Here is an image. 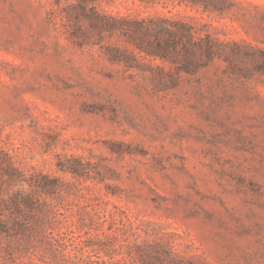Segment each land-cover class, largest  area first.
<instances>
[{"label":"rangeland","instance_id":"rangeland-1","mask_svg":"<svg viewBox=\"0 0 264 264\" xmlns=\"http://www.w3.org/2000/svg\"><path fill=\"white\" fill-rule=\"evenodd\" d=\"M92 6L150 31H100ZM83 7L0 0V217L32 196L40 225L0 232L9 263L48 264L55 238L107 259L114 234L135 258L264 264V0Z\"/></svg>","mask_w":264,"mask_h":264},{"label":"trees","instance_id":"trees-1","mask_svg":"<svg viewBox=\"0 0 264 264\" xmlns=\"http://www.w3.org/2000/svg\"><path fill=\"white\" fill-rule=\"evenodd\" d=\"M93 2L94 0H79V4L82 8L83 5H87L88 2ZM142 1H150V0H142ZM91 13L88 14L89 19L93 26L101 30H109L116 31L124 29V24L134 23V26L129 27V31L131 35H139L140 32L148 33L150 29L143 25L142 21H131L123 17H118L109 14L99 13L94 7H90ZM166 31L170 35H175L177 30L166 29ZM188 36L192 34L191 31L188 30ZM170 43L169 40H166L164 43L157 39V50L158 52H165L167 44ZM202 45V44H201ZM204 53L206 55H210L212 52V47L210 44L202 47ZM185 51L187 53L193 52L189 46L185 45ZM11 170H15L10 166ZM27 202V207L22 206L19 202L15 203V212L11 216V224H9L6 220L0 217V232H8L10 229H20L24 230L29 226L39 228L40 225L38 221H31L30 217H33L34 212L32 208H34V198L32 196H28L25 199ZM111 217L113 220H116L115 213H111ZM107 237L109 240L103 241L102 243H98L97 247H92V252L94 254H99L101 252L104 253L108 258H100L93 259L92 254H85L84 251L79 253H73L72 250H68V245L64 242H61L59 238H55V242L52 240H48V253L50 255V261L48 264H81L84 261L87 264H138V260L142 264H192V262H186L185 256L181 253L178 247L171 243H167L166 245L157 242V248L154 247L152 250L140 251L139 257L135 258L130 250L125 252L123 249V243L118 241V236L114 234H108ZM85 245L83 248H87L92 246V243L84 241ZM12 246L11 240L6 241L3 237H0V264H10L9 263V253L10 248ZM117 256H121L116 258Z\"/></svg>","mask_w":264,"mask_h":264}]
</instances>
